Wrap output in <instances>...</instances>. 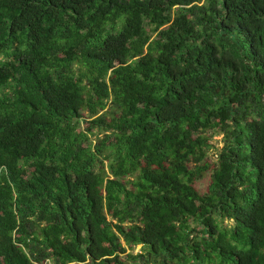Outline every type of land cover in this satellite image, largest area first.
I'll return each instance as SVG.
<instances>
[{
    "label": "trees",
    "instance_id": "obj_1",
    "mask_svg": "<svg viewBox=\"0 0 264 264\" xmlns=\"http://www.w3.org/2000/svg\"><path fill=\"white\" fill-rule=\"evenodd\" d=\"M49 263L264 264V0H0V264Z\"/></svg>",
    "mask_w": 264,
    "mask_h": 264
},
{
    "label": "rangeland",
    "instance_id": "obj_2",
    "mask_svg": "<svg viewBox=\"0 0 264 264\" xmlns=\"http://www.w3.org/2000/svg\"><path fill=\"white\" fill-rule=\"evenodd\" d=\"M85 114H87V113L85 112ZM205 135L208 136L209 143L211 144V148L208 152V161L210 162V164L214 165V163L217 161L218 149H221L224 145L223 134L220 133L216 129H210L205 133ZM211 174H212L211 170H209L205 173L203 178H201L200 180L197 181L196 186H197L200 193H205L207 191V187L211 182ZM226 223H228V222H226ZM198 228H200V227H198ZM140 250H141V245H138L132 250L128 249L127 252L134 251L135 253H137V252H140ZM124 259H125V257H124ZM125 261L128 262L127 260H125Z\"/></svg>",
    "mask_w": 264,
    "mask_h": 264
}]
</instances>
